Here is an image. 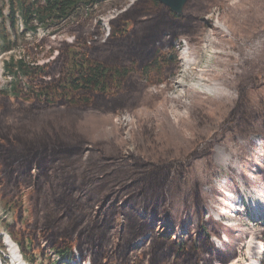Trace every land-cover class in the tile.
Returning a JSON list of instances; mask_svg holds the SVG:
<instances>
[{
    "label": "trees",
    "instance_id": "16d2710c",
    "mask_svg": "<svg viewBox=\"0 0 264 264\" xmlns=\"http://www.w3.org/2000/svg\"><path fill=\"white\" fill-rule=\"evenodd\" d=\"M104 1L8 0L7 13L0 11V54L20 47L26 32L33 34L23 38L22 56L3 66L11 80L0 90V184L8 187L2 197H10L1 206L19 224L18 245L40 256L54 254L56 264H198L201 254L216 258L197 183L190 187L195 234L180 241L162 230L175 183L209 147L176 150L171 140L144 136L124 151L114 139L93 141L78 131L87 111L131 110L145 87L165 82L176 69L175 57H168L174 43L198 35L208 7L187 0L176 14L159 0H135L108 20L107 36L99 20L98 35H87L86 17ZM39 27L44 32L36 36ZM59 28L71 42L51 41ZM228 122L245 132L264 125L239 103Z\"/></svg>",
    "mask_w": 264,
    "mask_h": 264
},
{
    "label": "rangeland",
    "instance_id": "374dc122",
    "mask_svg": "<svg viewBox=\"0 0 264 264\" xmlns=\"http://www.w3.org/2000/svg\"><path fill=\"white\" fill-rule=\"evenodd\" d=\"M130 1L105 0L95 6L86 17L85 33L98 35L101 29L95 27L97 20L106 28V19ZM202 2L208 9L200 32L194 39L181 38L169 53L176 60L174 73L161 84L145 87L140 103L131 110L116 114L88 111L78 131L93 141L114 139L124 151L134 150L144 136L160 139L163 144L171 140L176 150L209 147L208 154L195 159L182 180L175 183L168 229L180 241L195 234L198 217L190 187L197 183L202 198L201 219L216 255L211 259L201 254V264H264V125L255 132H245L230 127L228 122L235 103L246 113L264 119V0ZM7 9L8 0H0V11L6 14ZM17 25L23 27L20 16ZM35 34L42 35L43 29L38 28ZM23 38L31 40L33 34L26 32ZM23 38L18 40L20 47L14 46L0 57V90L11 80L2 63L22 56ZM58 39L70 41L71 37L62 28L56 38L51 37L52 42ZM6 189L4 183L0 184L2 204L10 197H2ZM24 191L31 193L28 187ZM1 203L0 256L4 258L2 264H13L5 237L8 234L18 243L15 230L19 224L13 225ZM248 208H254L255 214ZM249 233L256 239L246 249ZM18 249L26 264H56L52 254L40 256L27 248ZM219 257L226 262H218Z\"/></svg>",
    "mask_w": 264,
    "mask_h": 264
},
{
    "label": "bare ground",
    "instance_id": "6f19581e",
    "mask_svg": "<svg viewBox=\"0 0 264 264\" xmlns=\"http://www.w3.org/2000/svg\"><path fill=\"white\" fill-rule=\"evenodd\" d=\"M0 70H1V66H0ZM254 238L255 237H250V240H251L250 243L251 244H252V242H254ZM6 244H7V247H8V254H9V258L11 259V262L13 264H26L24 259H23V255L20 253V251H19L18 247L16 246V244L13 243L12 240L11 241L10 240L7 241ZM251 244L248 246V248L249 247L251 248ZM247 251H249V250H247Z\"/></svg>",
    "mask_w": 264,
    "mask_h": 264
},
{
    "label": "water",
    "instance_id": "95a60500",
    "mask_svg": "<svg viewBox=\"0 0 264 264\" xmlns=\"http://www.w3.org/2000/svg\"><path fill=\"white\" fill-rule=\"evenodd\" d=\"M159 1L163 3L164 5L168 6L174 13L182 14L184 5L187 0H159ZM106 24L108 25L107 22ZM107 29H108V26H107Z\"/></svg>",
    "mask_w": 264,
    "mask_h": 264
},
{
    "label": "flooded vegetation",
    "instance_id": "af4514ba",
    "mask_svg": "<svg viewBox=\"0 0 264 264\" xmlns=\"http://www.w3.org/2000/svg\"><path fill=\"white\" fill-rule=\"evenodd\" d=\"M132 1H133V0H131L130 3H129L128 5H130V4L132 3ZM134 1H135V0H134ZM167 7H168V6H167ZM119 12H120V11H119ZM98 20H99V19H98ZM108 20H109V19H108ZM99 21H100V20H99ZM100 22H101V21H100ZM107 23H108V21H107ZM107 26H108V25H107ZM39 28H42V27H39ZM103 28L105 29V31H106V36H107V35H108L109 26H108V29H107V27L105 28L104 26H103ZM37 29H38V28H37ZM61 29H62V28H59V29H58L57 36H58V34H59V30H61ZM63 29H64V31H65V28H63ZM36 32H37V31H36ZM43 32H44V30H43ZM64 34H65V32H64ZM53 36H54V35H53ZM55 36H56V35H55ZM68 37H70V36H68ZM65 40H66V39H65ZM66 41H67V42H71V41H72V38H71L70 41H68V40H66ZM175 43L180 44V43H178V42H175ZM163 49L167 51V50H168V45H165V46L163 47ZM170 52H171V51H170ZM170 52H169V53H170ZM54 55H55V53H53V55H52L49 59L53 58ZM168 55H169V54H168ZM40 56H42V55H40ZM168 57H169V59L172 58L170 55H169ZM43 61H44V60H41L40 63H42ZM176 68H177V64H176ZM148 86H149V85H148ZM89 111H94V110H89ZM87 112H88V111H87ZM87 112H86V113H87ZM95 112H97V111H95ZM86 113H85V114H86ZM98 113H99V112H98ZM85 114H84V115H85ZM101 114H102V113H101ZM106 114H107V113H106ZM164 224H165L166 226L163 227V230H167L168 232H170L169 229H168V219H166V221L164 222ZM144 237H145V236H144ZM172 238L176 239L175 236H172Z\"/></svg>",
    "mask_w": 264,
    "mask_h": 264
}]
</instances>
